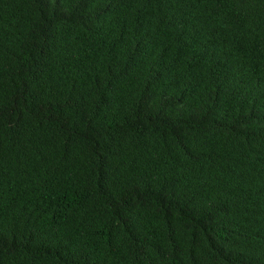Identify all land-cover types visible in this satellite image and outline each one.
I'll return each instance as SVG.
<instances>
[{
    "label": "trees",
    "instance_id": "trees-1",
    "mask_svg": "<svg viewBox=\"0 0 264 264\" xmlns=\"http://www.w3.org/2000/svg\"><path fill=\"white\" fill-rule=\"evenodd\" d=\"M0 264H264V0H0Z\"/></svg>",
    "mask_w": 264,
    "mask_h": 264
}]
</instances>
